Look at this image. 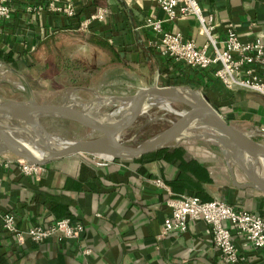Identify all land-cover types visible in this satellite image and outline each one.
I'll use <instances>...</instances> for the list:
<instances>
[{
  "label": "crops",
  "instance_id": "1",
  "mask_svg": "<svg viewBox=\"0 0 264 264\" xmlns=\"http://www.w3.org/2000/svg\"><path fill=\"white\" fill-rule=\"evenodd\" d=\"M198 1L214 14V32L220 38L225 37V27L233 24L242 41L264 42V0ZM47 2H18L0 41L8 49L22 51L25 47L33 50L41 39L56 32L96 36L114 52L113 60L107 50L85 40L69 47L88 56L97 52L104 64L114 62L96 83L122 74L140 88L178 86L180 81L201 89L229 122L264 127L262 94L230 93L210 73L193 72L161 55L159 37L144 25L151 15L165 20L157 0H73L75 18L49 11ZM37 5L43 11L31 10ZM98 7L110 8L108 19L95 22L89 32L79 31L78 24ZM163 28L193 39L198 46L206 42L194 16L164 21ZM94 84L77 88L88 90ZM163 149L162 156L153 159H116L105 165H98L90 154H77L47 164L45 172L35 178L0 157V264H223L212 242V227L204 221L190 223L186 232L162 235L170 210L166 190L154 180L162 179L175 194L223 199L262 216L264 192L237 187L234 181L244 184L247 178L238 167L230 166L220 149L187 141ZM6 213L15 216L22 231L63 218L81 223L84 231L68 240L52 237L35 242L26 236L19 244L4 230ZM236 244L244 257L238 264H264V250L245 246L239 238Z\"/></svg>",
  "mask_w": 264,
  "mask_h": 264
},
{
  "label": "built area",
  "instance_id": "2",
  "mask_svg": "<svg viewBox=\"0 0 264 264\" xmlns=\"http://www.w3.org/2000/svg\"><path fill=\"white\" fill-rule=\"evenodd\" d=\"M22 0H0V39L4 27L13 17L15 6ZM166 15L165 20L156 15L145 19V27L158 37V50L161 55L181 64L193 72L208 74L219 80L226 91L232 93L249 90L264 96V42L260 40L242 41L233 24L225 27L226 34L220 38L215 32V16L209 13L198 0H157ZM47 9L75 18L77 11L73 0H48ZM32 11H43L42 6H34ZM111 13L108 7H98L91 15L82 20L77 28L89 32L95 22H105ZM194 16L199 22V33L206 37V42L198 46L193 39H186L179 32L165 31L164 21ZM259 132L264 134V127ZM98 159V165H105L115 159L101 155H91ZM7 165H13L23 174L40 177L46 165H36L12 156ZM154 182L166 190V206L170 213L164 220L162 235L172 232H186L190 223L204 221L212 227V242L220 250L223 264H238L243 253L236 244L237 238L245 246L255 250H264V216L257 212L240 209L223 199L203 200L198 196L175 194L162 180ZM3 227L22 244L26 236L35 242L57 237L60 240L79 238L84 231L81 223H73L69 218L54 221L49 225L32 226L22 231L17 225L15 216L6 213L3 216Z\"/></svg>",
  "mask_w": 264,
  "mask_h": 264
},
{
  "label": "water",
  "instance_id": "3",
  "mask_svg": "<svg viewBox=\"0 0 264 264\" xmlns=\"http://www.w3.org/2000/svg\"><path fill=\"white\" fill-rule=\"evenodd\" d=\"M110 102L118 110L114 118L97 119L89 114L94 105ZM156 103L167 106L179 103L185 109L168 127L142 143L133 145L124 141L122 134ZM43 117L76 122L98 136L57 142L41 123ZM190 139H209L219 147L230 166L236 165L247 178L244 184L234 181L237 187H253L264 192V176L257 171L259 161L264 166V143L231 124L207 96L188 86L151 85L129 96L96 94L88 102L61 104L40 103L34 98L0 99V155L10 154L31 164L47 165L77 154L134 160Z\"/></svg>",
  "mask_w": 264,
  "mask_h": 264
},
{
  "label": "rangeland",
  "instance_id": "4",
  "mask_svg": "<svg viewBox=\"0 0 264 264\" xmlns=\"http://www.w3.org/2000/svg\"><path fill=\"white\" fill-rule=\"evenodd\" d=\"M47 57L48 56H43L42 60L44 61ZM24 64L25 63H21L19 67H12L11 65H7L0 61V99L27 101L34 98L40 103L53 104L69 103L71 101L88 102L92 100L96 94L102 96H129L135 94L140 88L139 84L133 79H130L128 75L122 74L110 75V77L104 79L100 83L94 84L88 90L66 88L63 92L62 87H59L55 82L67 84L71 82L72 76H69L68 78H63V76L60 78L55 77L54 79L46 78L43 79L41 86H36L33 75H35L36 71L46 72L42 67L43 62L36 66L38 67L37 70L36 68L25 70L23 68ZM26 74L31 75V77L28 76V79ZM177 85L179 86L183 84ZM184 86H188L201 94L204 93L201 89L196 88L195 86ZM245 92L247 91L245 90ZM243 104L244 103H240V106H243ZM184 109L185 106L179 103H173L170 106L156 103L143 113L134 125L122 134L121 138L129 144H140L168 127ZM111 111H114V113L107 115ZM89 114L97 119H112L118 115V110L115 109V103L110 102L105 105H94ZM40 120L57 142L89 139L98 136V133L73 121L52 117H43ZM230 121L231 124L239 129L250 133L256 141L264 143V134L258 131L260 128H250L243 122H237L235 120ZM16 135L24 136L23 133L19 132H16ZM187 142L211 146L212 149L219 150V147L209 139H190L187 140ZM2 156L7 157L8 159L12 157L10 154L0 155V157ZM235 167L237 166L235 165Z\"/></svg>",
  "mask_w": 264,
  "mask_h": 264
},
{
  "label": "trees",
  "instance_id": "5",
  "mask_svg": "<svg viewBox=\"0 0 264 264\" xmlns=\"http://www.w3.org/2000/svg\"><path fill=\"white\" fill-rule=\"evenodd\" d=\"M83 40L95 48L107 50L108 57L110 60H113L115 55L114 52L110 50L103 40L96 36L90 35L85 37L82 34L56 32L41 39L33 50H30L28 47H25L22 51L11 50L0 41V61L12 67H19L21 63H25L23 67L25 70L35 68L37 70L38 67L36 66L43 62L42 67L46 72L36 71L35 75H33L36 86H41L43 79H54L55 77L60 78L62 76L63 78L72 76L71 82L67 84L55 82L59 87H62L63 92L66 88H77L82 85L90 86L99 81L103 73L108 70V64H113L114 62H106V64H104L102 55L97 52H93L88 56L76 53L74 49H69L74 43ZM43 56L48 57L43 61ZM81 73H88L89 75L87 77H82ZM28 76L31 77V75L26 74L27 78ZM177 84L184 83L179 81ZM163 152H165V150L160 149L145 154L139 159L149 160L154 157H160Z\"/></svg>",
  "mask_w": 264,
  "mask_h": 264
},
{
  "label": "bare ground",
  "instance_id": "6",
  "mask_svg": "<svg viewBox=\"0 0 264 264\" xmlns=\"http://www.w3.org/2000/svg\"><path fill=\"white\" fill-rule=\"evenodd\" d=\"M43 136H44V134H42V137H43ZM103 157L110 158V157L105 156V155H104ZM257 171H258V173H259L260 175L264 176V166H263V164H262L261 161H259L258 164H257Z\"/></svg>",
  "mask_w": 264,
  "mask_h": 264
}]
</instances>
